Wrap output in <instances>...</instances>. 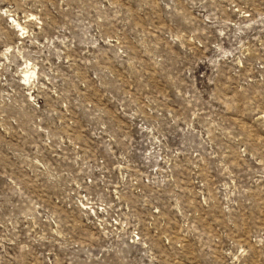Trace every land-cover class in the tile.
Instances as JSON below:
<instances>
[{"label": "rangeland", "instance_id": "374dc122", "mask_svg": "<svg viewBox=\"0 0 264 264\" xmlns=\"http://www.w3.org/2000/svg\"><path fill=\"white\" fill-rule=\"evenodd\" d=\"M0 264H264V0H0Z\"/></svg>", "mask_w": 264, "mask_h": 264}]
</instances>
